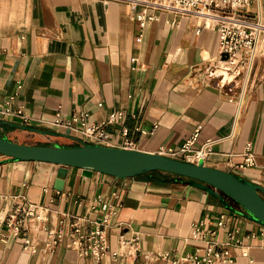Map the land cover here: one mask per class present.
I'll return each instance as SVG.
<instances>
[{"label": "crops", "instance_id": "crops-1", "mask_svg": "<svg viewBox=\"0 0 264 264\" xmlns=\"http://www.w3.org/2000/svg\"><path fill=\"white\" fill-rule=\"evenodd\" d=\"M247 9L264 21V0H253ZM137 13L155 18L141 29ZM198 26L194 17L147 6L133 11L124 0H0V104L16 93L9 109L29 119L24 124L18 116L0 114V122L10 124L0 132L19 144L75 146L79 126L74 131L49 122L85 112L86 124H99L121 111L120 121L104 126L110 147L124 149L129 140L131 150L157 154L161 147L179 149L197 132L195 149L210 142L200 160L204 166L264 188V56L245 76L236 70L221 74L218 33L197 32ZM246 143L256 164L239 170ZM215 193L219 197L163 174L84 176L78 168L0 155L1 206L11 207L19 195L47 206L43 227L49 230L63 214L92 220L115 211L106 230L109 250L99 262L81 255L68 236L49 250L45 230L30 233L37 246L30 254L20 239L4 238L0 225V264H187L179 259L197 248L204 252L203 243L190 239L195 222L204 220L201 232L214 231L218 241L234 228L243 238L261 227L240 214L233 200ZM97 197L101 205L92 210ZM220 214L229 221L218 229ZM132 239L137 251L129 255L119 241ZM244 243L252 262L236 257L215 264H264L260 241Z\"/></svg>", "mask_w": 264, "mask_h": 264}, {"label": "built area", "instance_id": "built-area-1", "mask_svg": "<svg viewBox=\"0 0 264 264\" xmlns=\"http://www.w3.org/2000/svg\"><path fill=\"white\" fill-rule=\"evenodd\" d=\"M253 0H153V2L136 1L131 3L133 11L138 6H147L155 10L171 12L176 16H187L199 18L204 15V11L208 10L215 15L218 20L209 27L205 22L199 23L200 28H211L218 33V60L224 63L226 71H237L245 76L250 68L252 71L255 60L258 56H264V21L258 15H251L247 8L251 6ZM244 9L245 11L237 12L236 10ZM136 18L139 21V27L144 28L147 21L155 18L153 14L137 13ZM141 39V34L138 40ZM227 54L226 60H221V55ZM244 78V77H243ZM248 80V79H247ZM21 86H18L20 88ZM16 94V93H15ZM15 94L11 95L8 101L3 105L0 104V114L6 116H18L24 124H29V119L22 114V110L11 112L9 109L10 102L14 99ZM87 113L77 112L70 118L58 116L49 125L56 128H67L75 131V126H79L78 135L75 136L77 144H94L109 146L110 135L104 130L106 124H114L123 118L121 111H113L106 121L99 124H86ZM156 127V126H155ZM123 136H127L128 130H121ZM198 133H194L187 139L179 149L171 147H161L158 150L159 155L176 159L181 157L183 162L197 164L200 160H204L209 152L210 142H206L199 148H194L193 144ZM110 147V146H109ZM134 143L126 140L124 149H133ZM243 161L237 166L242 170L254 166L255 156L252 151L251 143H246L242 153ZM101 205L100 197H97L90 208L96 209ZM3 212L0 225L6 228L4 238H16L22 242L24 251L35 254L37 246L30 236L31 232H39L45 230L48 233L45 247L54 250L68 236L72 239V244L77 245L79 252L83 256L92 257L95 262L101 261L107 251L109 244L106 236V230L109 226L110 216L115 211L103 213L95 219L83 217H75L63 214L58 226L55 230H49L43 227L48 222L50 210L47 206L41 204L30 203L23 195L17 196V202L11 207L0 204V214ZM68 220V221H67ZM229 221L225 214H220L216 221V227L223 228ZM65 226L68 230L65 231ZM204 226V220L192 224L190 239L204 244L203 254L200 253L201 248H197L193 254H189L180 261L187 264H215L217 262H231L236 257H245L252 262L249 255L250 245L244 243L245 240H259L261 247L264 249V226L250 231L243 238L239 237V229L234 228L227 231L226 238L223 241L213 239L214 231L201 232ZM120 248H127V254L137 251L136 239L120 240ZM119 252H112L113 256H117Z\"/></svg>", "mask_w": 264, "mask_h": 264}, {"label": "water", "instance_id": "water-1", "mask_svg": "<svg viewBox=\"0 0 264 264\" xmlns=\"http://www.w3.org/2000/svg\"><path fill=\"white\" fill-rule=\"evenodd\" d=\"M227 59V54L221 55ZM240 74L239 72L237 73ZM10 125L0 122V126ZM0 155L12 161H34L64 167L78 168L84 176L94 172L116 178H134L153 171L186 177L200 187L218 196L221 192L241 209L240 214L264 226V188L237 175L203 165L191 164L155 153L115 148L94 144L75 146H39L19 144L8 140L0 132ZM215 190V191H214ZM219 197V196H218Z\"/></svg>", "mask_w": 264, "mask_h": 264}, {"label": "bare ground", "instance_id": "bare-ground-1", "mask_svg": "<svg viewBox=\"0 0 264 264\" xmlns=\"http://www.w3.org/2000/svg\"><path fill=\"white\" fill-rule=\"evenodd\" d=\"M131 1H132V2L142 1V2H149V3L153 2V0H131ZM215 17H216V16H215V15H212L210 11L205 10V11H204V15L199 16V18H197V20L199 21V23H201V22H205V23L209 24V27H210L211 25H213L214 23H216V21L218 20V19L215 18ZM209 29H211V28H209ZM218 64H219V66H220V69L218 68V70L221 71V72H220L221 74H224L223 72H226V70L223 68V67H224V63L218 61ZM249 70H250V68L248 67L247 72H249ZM247 72H246V73H247ZM226 73H228V72H226ZM236 73H237V72H236ZM228 74H229V73H228ZM230 75H232V77H234L233 73H231Z\"/></svg>", "mask_w": 264, "mask_h": 264}, {"label": "trees", "instance_id": "trees-1", "mask_svg": "<svg viewBox=\"0 0 264 264\" xmlns=\"http://www.w3.org/2000/svg\"><path fill=\"white\" fill-rule=\"evenodd\" d=\"M151 173L163 174V175L168 176V177H170L172 179H175V180H184L187 183L196 182L195 180H192V179H189V178H186V177H182V176H178V175H173V174H168V173H164V172H160V171H153V172H150L149 174H151ZM260 195L264 198V196H263L262 193H260Z\"/></svg>", "mask_w": 264, "mask_h": 264}, {"label": "rangeland", "instance_id": "rangeland-1", "mask_svg": "<svg viewBox=\"0 0 264 264\" xmlns=\"http://www.w3.org/2000/svg\"><path fill=\"white\" fill-rule=\"evenodd\" d=\"M124 1H127V2H130L131 0H124ZM248 10V9H247ZM237 12H242V11H245L244 9H240V10H236Z\"/></svg>", "mask_w": 264, "mask_h": 264}]
</instances>
